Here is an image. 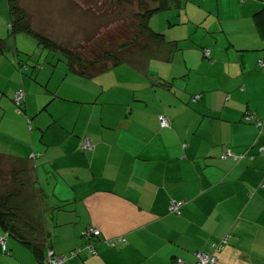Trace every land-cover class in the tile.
Segmentation results:
<instances>
[{
  "label": "crops",
  "instance_id": "obj_1",
  "mask_svg": "<svg viewBox=\"0 0 264 264\" xmlns=\"http://www.w3.org/2000/svg\"><path fill=\"white\" fill-rule=\"evenodd\" d=\"M263 7L180 0L179 10L150 22L175 49L152 44L92 79L59 69L61 62L38 72L0 56V83L17 75L14 92L25 93L22 113L9 103L0 115V154L22 173L19 209L43 216L44 202L55 208V256L67 264H195L205 252L217 264H264V40L254 19ZM161 113L170 129L160 130ZM86 140L92 147L84 151ZM225 150L253 158L222 160ZM170 201L183 202L179 214ZM89 227L101 236L87 243L80 233ZM227 235L229 245L215 252ZM6 243L0 264L44 261L13 237Z\"/></svg>",
  "mask_w": 264,
  "mask_h": 264
},
{
  "label": "trees",
  "instance_id": "obj_2",
  "mask_svg": "<svg viewBox=\"0 0 264 264\" xmlns=\"http://www.w3.org/2000/svg\"><path fill=\"white\" fill-rule=\"evenodd\" d=\"M82 1V0H80ZM95 1L97 0H88V2L95 6ZM102 1L104 7L110 6V2H112V9L108 10V13L117 14L122 12L120 16L112 21L107 26L101 28V30L105 31V28L114 30L103 32L102 37L99 39H94L95 45L93 52L91 54L94 55V61L89 62L87 58L84 57L82 50L78 52V49L67 48L50 39L48 36L42 35L37 32L31 23L28 21V16L25 14L22 9L19 7L17 0H6L9 11V23H8V31L7 36L5 38H0V56H4L7 54V46L11 44L12 39H16L17 35L25 34L30 35L36 39L39 46L47 49L48 54L56 53L58 55V59L55 61H47V64L51 65V67H55L59 62L65 63L68 68V71L79 77H83L86 79H92L97 77L98 75L107 72L110 69H113L122 64V56L125 54H132L137 52H149L152 44L157 45H170L172 49L176 48L175 42H169L165 33H160L155 31L151 27V19L159 14H162L171 10H179L180 9V0H98ZM77 3L79 1H76ZM108 2V3H105ZM76 4V3H75ZM77 5V4H76ZM88 5V4H87ZM92 5L87 6L88 11L83 10L84 12L95 13L98 11L97 8ZM123 5H127L124 7ZM110 8V7H107ZM130 8H133L134 12L132 14L133 21L130 23L131 19L126 16V11H129ZM106 10V9H103ZM105 11H100L102 14ZM106 16V15H102ZM255 24L259 34V37L264 40V7L261 11H259L255 17ZM210 51L209 49L204 50V56L206 51ZM210 55L207 58H210ZM206 57V56H205ZM262 61V60H260ZM264 62V61H263ZM260 65V64H259ZM42 69V66L38 65ZM261 68H263L260 65ZM264 69V68H263ZM34 81L37 83L38 80L34 77ZM151 84L155 87L171 89L173 86L172 82H162V81H152ZM171 91V90H170ZM20 94V101L17 102L15 96ZM195 101L196 98H194ZM24 103H25V93L21 90L17 91L14 94L13 104L18 109L20 113L24 111ZM162 117L168 123V126H162ZM28 124H30V119L27 120ZM158 124L160 130H167L171 128V121L165 113H161L158 115ZM83 150V148H82ZM85 151V150H84ZM227 151V150H225ZM224 151V152H225ZM223 152V153H224ZM233 152V151H232ZM221 154L220 158L222 157ZM234 153V152H233ZM236 154V153H234ZM239 157L236 160L237 163L243 161L246 158L252 159V156L246 155L245 153L236 154ZM222 159V158H221ZM230 159V158H228ZM233 159V158H231ZM223 160V159H222ZM226 160V159H225ZM234 160V159H233ZM8 183H11V186H8ZM24 188H26L25 183L22 179L21 171L15 167L10 166L8 162H6V158L4 155L0 154V227L7 233L9 237L15 238L17 241L27 246L34 252V254L38 257L44 259L43 262L39 264H48V252L50 251V246L47 242V235L44 227V221L42 215H28L21 209L17 207L16 202L22 199L25 195ZM254 192L252 191L251 194ZM43 197V195H42ZM171 202V201H170ZM184 205V204H183ZM183 205L178 209V211H171L173 214H179ZM57 209H64L65 205L56 207ZM170 209V204H169ZM43 214V210H42ZM91 228V227H89ZM89 228H85L81 231V238L85 239L82 236V232L84 230H88ZM96 229V228H94ZM3 233V235H4ZM101 236V232L98 236L93 237L92 239L99 238ZM1 237V236H0ZM227 239V243L224 244V239ZM230 236H224L221 240L218 241L217 247L214 248L215 252L222 251L226 246L230 243ZM90 240V239H89ZM87 239V243L89 241ZM113 242H110L112 245ZM3 253H8L7 243L6 249H3V246L0 244ZM223 246V248H221ZM89 253L92 252V248L88 247ZM205 253V252H204ZM214 255V254H213ZM66 256V255H63ZM69 258L67 257V261ZM67 261L65 264H67ZM197 263V260H196ZM195 263V264H196Z\"/></svg>",
  "mask_w": 264,
  "mask_h": 264
},
{
  "label": "rangeland",
  "instance_id": "obj_3",
  "mask_svg": "<svg viewBox=\"0 0 264 264\" xmlns=\"http://www.w3.org/2000/svg\"><path fill=\"white\" fill-rule=\"evenodd\" d=\"M76 1L79 2L77 3ZM17 2L22 11L27 14L28 21L37 32L42 35L48 36L50 39L57 43H60L64 47H75L76 49H78V52L80 51L79 49H84L82 50L81 54H83L89 62L94 61L95 58V53L94 55L91 54V52H93L95 48L94 46H96L94 39L97 40L102 37V33L105 31L107 34L108 31L112 32L114 30V28H105L104 31L101 30V28L107 26L109 22L111 23L112 21L117 19L122 13L121 10L120 13L111 15V13H108V10L112 9V2H110V6L104 7V3L98 0L95 1V6L90 4L88 0H17ZM90 5L98 9V11H96L97 13H100V11H105V13L98 15L96 14V12H84L83 10H86L87 6ZM123 6L126 7L127 5ZM6 11V22L0 18V23L5 25L4 37L7 36L8 22L10 20L8 6H6ZM133 12V8H130L129 11H126V16L131 19L130 23L133 21ZM56 55L58 54H48L47 49L39 46L35 38L25 34L17 35L16 39H12L11 44H8L7 46L6 54L8 59L13 60V62H17L19 58V61H23L24 64L28 63L27 65L31 68L36 65L42 66V69H39L38 72L44 70L45 68L49 69L51 65L47 64L48 62H46V60L55 61V59H58V56ZM128 55L130 54H125L124 56H122V59L125 57V59H128V57L130 58L132 56ZM3 58L5 60V57ZM0 60L2 59L0 58ZM64 65V61L61 62L59 69H63L62 66ZM25 73L33 82L35 76L31 77L30 72ZM40 79L41 81H45L44 76H42ZM38 81L40 82V80ZM54 84L55 79L51 81L50 87L54 86ZM42 85L38 84L36 86L40 89H43ZM18 86H20V80L17 78V75H15L13 84H11V82H6L4 79L2 83H0V115L3 114L4 110L6 111L12 108L10 104L13 106L14 110L17 111L15 105L12 102V99L14 98V94L16 93L14 91ZM8 116H10V114H8ZM3 138L7 140L11 139L10 137ZM10 184L11 183H8V186H11ZM24 193L26 192L24 191Z\"/></svg>",
  "mask_w": 264,
  "mask_h": 264
},
{
  "label": "built area",
  "instance_id": "obj_4",
  "mask_svg": "<svg viewBox=\"0 0 264 264\" xmlns=\"http://www.w3.org/2000/svg\"><path fill=\"white\" fill-rule=\"evenodd\" d=\"M210 55V51H206L205 56H209ZM259 64L264 68V62L263 61H259ZM16 101L19 102L21 95L18 94L15 96ZM162 126H168L167 121L165 120L164 117H162ZM259 125H261V122H259ZM92 145L90 143V141L86 140L82 143V148L83 150H88L91 149ZM264 149H260V152L263 153ZM240 158H242L243 156H238L236 154H234L232 152V150H227L223 153L222 155V159H228V158H233L235 161L238 160ZM183 205V202H176V201H171L170 202V210L171 211H178V209ZM100 234V231L98 229H94V228H89L88 230H84L82 232V236L85 239H91L92 236H98ZM8 238V234L5 233L4 235H2L0 237V244L3 246V249H6V241ZM227 239H224V244L227 243L226 241ZM113 245V243H112ZM217 244H214L213 248H216ZM221 248H223V246H221ZM72 255H74V253H72ZM196 258H197V263L196 264H217L218 259L215 255L213 254H208V253H204V252H196L195 253ZM48 264H65V262L67 261V257L66 256H55L54 252L49 251L48 252Z\"/></svg>",
  "mask_w": 264,
  "mask_h": 264
},
{
  "label": "water",
  "instance_id": "obj_5",
  "mask_svg": "<svg viewBox=\"0 0 264 264\" xmlns=\"http://www.w3.org/2000/svg\"><path fill=\"white\" fill-rule=\"evenodd\" d=\"M43 221L44 227L47 235V242L50 244L51 240L54 238V225L52 223V212L55 210L50 204L43 203Z\"/></svg>",
  "mask_w": 264,
  "mask_h": 264
},
{
  "label": "bare ground",
  "instance_id": "obj_6",
  "mask_svg": "<svg viewBox=\"0 0 264 264\" xmlns=\"http://www.w3.org/2000/svg\"><path fill=\"white\" fill-rule=\"evenodd\" d=\"M92 248V247H91ZM92 252H93V248H92Z\"/></svg>",
  "mask_w": 264,
  "mask_h": 264
},
{
  "label": "clouds",
  "instance_id": "obj_7",
  "mask_svg": "<svg viewBox=\"0 0 264 264\" xmlns=\"http://www.w3.org/2000/svg\"><path fill=\"white\" fill-rule=\"evenodd\" d=\"M5 234V233H4ZM218 259V258H217Z\"/></svg>",
  "mask_w": 264,
  "mask_h": 264
}]
</instances>
